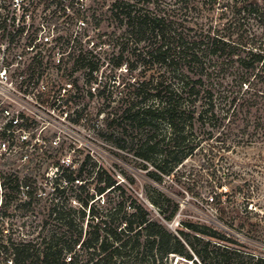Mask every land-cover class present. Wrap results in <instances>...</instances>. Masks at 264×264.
<instances>
[{"label":"trees","instance_id":"1","mask_svg":"<svg viewBox=\"0 0 264 264\" xmlns=\"http://www.w3.org/2000/svg\"><path fill=\"white\" fill-rule=\"evenodd\" d=\"M110 12L123 31L98 35L97 59L81 54L78 62L93 75L103 65L99 54L110 51L112 89L106 84L100 91L109 98L110 111L101 131L115 147L141 160L150 175H170L203 148L207 132L212 135L225 119L238 118L243 108L250 112L264 100L255 81L259 66L264 67V0H112ZM230 79L238 88L232 92L233 108L220 88ZM252 117L241 120L244 131L254 124L249 139L263 138L258 128L264 116ZM85 164L79 174L66 171L60 179L82 182ZM94 180L93 188L80 184L85 199L76 197L83 220L89 209L86 239L81 242L82 230L75 237V217L61 214L68 227L61 239L0 244V253L13 256L12 264H166L169 254L195 264H264V255L246 250L241 237L215 222L183 215L175 232L153 219L143 203L124 201L122 191L119 202L107 197L100 205L101 197L121 185L99 170ZM149 191L150 203L165 220H173L180 205H164L158 187Z\"/></svg>","mask_w":264,"mask_h":264},{"label":"rangeland","instance_id":"2","mask_svg":"<svg viewBox=\"0 0 264 264\" xmlns=\"http://www.w3.org/2000/svg\"><path fill=\"white\" fill-rule=\"evenodd\" d=\"M111 2L112 0H36L34 4V25L28 30V34L30 37L36 35V24L39 21H47L50 27L56 25L55 33L60 36L59 45L65 52L64 72H60L58 70L61 68L53 66V47L56 43L40 46L39 51L44 55L43 63L49 69L50 90L52 93L56 92L59 77L63 73L67 81L76 82L79 90L75 88L68 96L60 98L61 104L55 106L57 114L69 112L68 118L57 119L47 128H39L41 133L37 138L43 139L42 145L35 144L38 139L31 142L29 164L23 165L19 157L5 160L2 173L3 201L0 200V244L10 246L12 243L41 241L43 238L50 242L53 237L57 241L68 229L64 220L58 218L61 214L75 217L76 226L73 230L76 232L75 237L77 231L82 230V242L87 237L86 233L91 230L88 225L89 209L84 210L87 215L83 220V208L76 197H87V192L80 188V184L84 182L86 189L95 187L97 181L94 180V174L99 170L103 177L106 173L110 174L121 185L120 190L101 197L100 205H103L102 200L107 197L119 202L122 200L119 196L122 191L125 194L124 201L143 203L150 209L153 219L161 221L172 231L177 232L183 215L212 221L241 237L246 242V250L264 255V137L249 139L254 132V124L247 126L244 131V124L241 122L252 115V119L263 117L264 100L252 107L250 112L243 108L238 114L241 119L228 117L224 120L225 125L214 130L212 135L207 132L203 148L186 159L170 175L161 179L150 175L149 169L142 165L141 160L127 150L115 147L105 135L106 131H101V128H105L110 111L109 98L100 93L106 84L108 89H112V82L108 77L111 68L108 64L112 58L110 51L99 54L103 65L93 75L78 62L81 54L86 60L97 59L93 57L97 53L93 44L98 41V35L106 38V34L113 30L118 34L123 31V28H117L111 18ZM83 9L86 10L85 16L82 14ZM96 22H99V26ZM20 43L19 48H23L24 42ZM107 47L109 46L104 45L103 49L107 50ZM256 72V89L264 91V67L259 66ZM117 73V81L120 82L122 77L119 75L126 73L125 66ZM220 88L227 95L224 98L227 107H235L237 99L233 100L232 93L238 89L235 83L230 79ZM56 97L58 92L54 98ZM224 102L222 106L225 105ZM258 129L260 134L264 133V125ZM56 137L59 140L57 145L54 144ZM64 158L69 162L65 166L71 165V170H75L76 174L81 170L82 162H86L81 178L84 180L81 183H55L56 166ZM89 172L92 174L88 175ZM20 180L22 183L29 182L36 188L33 198L27 196L25 199L21 193L23 189L17 186L21 184ZM151 185L164 192L160 196L164 205H174L176 202L180 205V212L173 220H165L158 208L150 203L148 193ZM38 192L43 193L41 197L37 195ZM73 254L74 252L69 253ZM12 258L11 255L0 253V264H10ZM166 264L195 263L178 254H169Z\"/></svg>","mask_w":264,"mask_h":264},{"label":"built area","instance_id":"3","mask_svg":"<svg viewBox=\"0 0 264 264\" xmlns=\"http://www.w3.org/2000/svg\"><path fill=\"white\" fill-rule=\"evenodd\" d=\"M36 0H0V200L3 201V166L7 158L19 157L21 163L29 164L31 161L29 148L31 142L38 139L35 144L42 141L39 128H47L57 119L64 120L69 117V112L56 113L55 106L59 105L62 97L68 96L77 88L75 81H67L65 74L59 77L57 90L58 97L49 88L48 68L43 63L44 55L39 51L41 45H52L54 61L53 66L61 68L64 72L63 47L59 45L60 36L55 33L56 25L50 27L43 20L36 24L37 33L30 37L28 30L34 25L32 12ZM85 25L86 22L82 21ZM24 47H20V42ZM58 42V43H57ZM17 46V48H15ZM45 53V52H44ZM61 104V103H60ZM53 106V107H52ZM71 117V116H70ZM72 119V118H71ZM39 132V133H37ZM59 140H54L57 145ZM32 147H34V145ZM66 159V160H65ZM69 159V158H68ZM67 158L56 166L54 173L56 184L71 182L60 179L72 166ZM17 171V170H16ZM19 181V180H18ZM21 193L30 199L36 191L29 182L20 180ZM36 184V181L34 182ZM74 183H81L75 180ZM32 193V195H31ZM42 192H38L39 197ZM22 195V194H21ZM10 264L12 261L10 260Z\"/></svg>","mask_w":264,"mask_h":264}]
</instances>
